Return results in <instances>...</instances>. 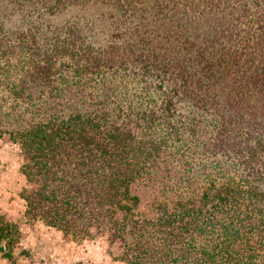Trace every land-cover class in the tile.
Wrapping results in <instances>:
<instances>
[{
	"label": "trees",
	"instance_id": "16d2710c",
	"mask_svg": "<svg viewBox=\"0 0 264 264\" xmlns=\"http://www.w3.org/2000/svg\"><path fill=\"white\" fill-rule=\"evenodd\" d=\"M0 133L32 219L125 264H264V0H0Z\"/></svg>",
	"mask_w": 264,
	"mask_h": 264
},
{
	"label": "rangeland",
	"instance_id": "374dc122",
	"mask_svg": "<svg viewBox=\"0 0 264 264\" xmlns=\"http://www.w3.org/2000/svg\"><path fill=\"white\" fill-rule=\"evenodd\" d=\"M25 160L19 142L0 133V211L3 220L14 221L19 232L13 260L5 258L2 264H125L119 259L121 241H110L108 232L91 226L80 237L25 214L21 193L33 188L20 171Z\"/></svg>",
	"mask_w": 264,
	"mask_h": 264
},
{
	"label": "crops",
	"instance_id": "0c3cea01",
	"mask_svg": "<svg viewBox=\"0 0 264 264\" xmlns=\"http://www.w3.org/2000/svg\"><path fill=\"white\" fill-rule=\"evenodd\" d=\"M6 158V157H5ZM7 174V173H6ZM8 199H9V197H8ZM6 200H7V197H6ZM3 213H2V211H0V215H2ZM22 214V213H21ZM13 218V217H12ZM11 220V219H10ZM4 238L3 239H1V241H0V251L4 248ZM6 257L3 255V254H1L0 253V262H1V264L3 263V261H5L6 259H5ZM7 261V260H6Z\"/></svg>",
	"mask_w": 264,
	"mask_h": 264
}]
</instances>
